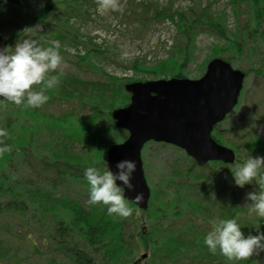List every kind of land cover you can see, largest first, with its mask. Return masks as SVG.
Returning <instances> with one entry per match:
<instances>
[{
  "label": "rangeland",
  "instance_id": "obj_1",
  "mask_svg": "<svg viewBox=\"0 0 264 264\" xmlns=\"http://www.w3.org/2000/svg\"><path fill=\"white\" fill-rule=\"evenodd\" d=\"M66 1L68 0H7L3 6L4 10L0 11V34L6 40V45L11 46L16 41L19 42L27 38L37 40L42 47L49 46L50 42L55 40L56 32L60 30L57 25H52L56 21L55 17L62 18L63 15L70 14L69 11H66ZM71 1L69 0L68 3ZM45 2L55 5L59 10H53L55 15L53 12L49 13L47 19L41 23L31 20L30 17L37 14ZM144 4L150 5L152 8L157 7V9L170 7L171 10L181 11L196 7L197 4L200 7L210 6L209 10L212 13L221 12L225 15L221 28L228 32L229 39H233L230 32L241 34L244 27L247 34L251 32L247 36L248 38L244 37V39L240 36L233 40L240 45L239 51L230 46L229 50L225 52L226 56H234L231 61L233 67L244 72L249 70V72L244 77L237 105L217 127L226 130L225 140L227 142L221 144L230 147L229 143L235 141L239 145L236 153L237 161L248 154L252 155L250 149L240 145L242 140L240 134L243 136L245 131L252 133V129L264 133V20H260L259 24L254 22L250 5L241 7L240 12L235 16L229 0H96L94 4L91 1L84 6V13L69 19V24L77 37L73 38L72 34L67 33V39L74 40V42H59L62 61L57 69L53 70V74L74 75L83 79L98 78L103 75L95 70V66H100L106 75L132 78L133 81L173 77L169 68H165L168 70L158 76L146 74L143 71L136 73L132 69L131 65L134 62L144 67H152L167 59L170 47L179 36L176 25L169 19L150 18L154 15V9H149L144 17L136 19L139 14L145 13L141 7ZM262 19H264V15H262ZM245 23L246 26H244ZM195 28L192 50L185 62L180 60L183 63V76L181 77L190 79L198 78L201 75L203 63L211 56L213 45L219 46L226 43L231 45L232 41L222 38L213 27L206 24L203 26L198 24ZM86 68H89V73L84 71ZM31 87L39 89L41 86L37 84ZM60 105L54 100L46 101L42 105L41 111L56 116L64 110L72 111L75 108L80 116L87 113L86 108L78 110L79 106L73 100L65 101L64 105H61L64 106L63 108ZM8 107L7 100H0V125L6 120V129L12 131L14 136H18L19 130L29 124L31 117L25 114V110H20L17 106L13 107L9 113ZM242 125H245L244 131L240 128ZM234 127L237 128L236 133L230 131ZM57 141L59 143V140ZM44 143L46 145L47 139ZM67 147L77 154H82L84 148L78 142L67 144ZM39 150H41L40 147ZM45 150L47 149L45 148ZM88 156L87 158L93 157L91 150L88 151ZM141 156L144 175L150 188V198L147 210H141L135 205H128L133 209L131 215L137 220L136 230L134 228L128 230L134 232L138 248L131 255L125 254L123 259L127 261L122 264H131L142 253L147 254L143 260L144 264H153L151 248L155 244L159 245L162 238L159 230L152 229L154 222H164L169 225L171 227L170 234H186L191 229L192 234L198 235L202 232L206 234L210 230L209 220L223 218L221 214L219 215L220 211L213 206L208 214L201 212L202 216L199 211L194 210L197 209L194 206L195 202L191 206L187 201H184L183 197L186 200L196 201L194 199H197V195L194 193L200 192L201 186L190 178L199 172L206 175V178L201 180L207 178L210 180V187H212L209 195L210 205L213 203L226 205L233 194L232 202L236 208L238 207L234 219L240 222L241 231L245 235L251 232L250 226L253 224L252 220L255 219L256 214L252 211L246 214L240 210L250 208V201L246 200L245 194L258 187L254 183L245 184L242 188L233 183L230 175L226 182H223V186L226 187L225 194L220 193L223 173L219 172V168H217L218 173H213L215 169L190 167L191 158L180 148L166 143L147 142L142 148ZM17 162L13 163L12 170L21 187L26 184V187L36 189V185H39L37 190L51 191L52 196L60 200L73 197L78 199L86 212L87 209L100 205L99 203L95 205L88 203V191L85 185L74 183L72 186H68L69 184L67 185L66 182L59 183L58 186H50L42 179L43 177H33L34 171H29L30 168ZM234 165L230 166V169L234 168ZM182 169L191 170L190 175H186L184 171L173 174V172ZM214 174L219 176L213 178ZM182 183H187L189 189L186 190L181 186ZM13 186L15 191L21 190L16 186V183ZM63 195L66 197H62ZM24 196L22 202L17 201L18 204L25 205L26 209L23 213L0 212V264H74L70 260L69 254H64L63 249L56 248L57 238L51 239L48 236V233L54 230L53 227L48 226L52 216L49 211H45V214L42 215V211L38 210L39 206L43 207L48 204H39V199L36 198L38 196H32L30 193L26 192ZM101 207L102 205L97 208L101 209ZM64 208L56 209L58 216H68L69 213ZM122 218L129 221L130 215ZM242 222H246V225ZM149 231H152L151 236L148 235L144 238L139 236L142 233H149ZM67 248L69 250L72 247L68 246ZM207 248L206 246V250ZM194 254V249L189 251L185 249L179 252V258L176 254L175 264H182L181 258H185L184 262L193 260L198 262L199 259L194 258ZM209 256L204 259V264L208 263L209 259L214 264H239V260L229 261L219 250L216 252L209 250ZM96 258L94 256L95 260H97ZM250 258L252 264H264V251L258 254L254 253Z\"/></svg>",
  "mask_w": 264,
  "mask_h": 264
},
{
  "label": "trees",
  "instance_id": "obj_2",
  "mask_svg": "<svg viewBox=\"0 0 264 264\" xmlns=\"http://www.w3.org/2000/svg\"><path fill=\"white\" fill-rule=\"evenodd\" d=\"M68 1H66V11H69L70 14L63 15L62 18L56 16V21L52 24L57 25L60 29L54 35L55 40L60 43L74 42V40H68L66 35L68 33L72 34L73 38L77 37V34L73 33L74 30L69 24V19L78 17L84 13L85 11L83 8L86 4H89L91 1L93 4L96 2V0H72L70 3H68ZM229 1L235 16L238 15L241 7L250 5L254 22L259 24L260 20H264L262 19V15H264V0ZM141 7L142 11L145 10V13L139 14V17H136V19L144 17L149 9H154V15L150 18L156 20L169 19L176 25L179 36L170 47L167 59L162 60L152 67H144L134 62L131 66L136 73L138 71H143L146 74L158 76L164 74L165 71L168 70L165 68H169V70L171 69V75L176 77L183 76V63L180 62V60L184 62L187 60L192 50V42L196 31L195 27L198 24L200 26L206 24L207 26L213 27L222 38H225L227 41L232 40L231 45H229V43L219 46L213 45V52L208 59L213 56H219L231 62L234 56H226L225 52L229 50L230 46L236 51H239L241 48L238 42L235 43L233 40H236L237 37L239 38L241 36L244 38L251 34V32L247 34L244 27L242 28L241 34L230 32L233 39H229L227 36L228 32L224 30V28H221L225 15L221 12L212 13L209 10L210 6L200 7L197 4L196 7L182 11L171 10L170 7L160 9H157V7L152 8L147 4L141 5ZM55 9L59 10L55 5L45 2L41 5L39 12L32 15L30 19L41 23L45 21L48 14H51ZM53 13L55 15V11ZM175 18L176 21H174ZM244 26H246V23ZM207 60L203 63L201 74ZM95 67V70L101 72L103 76L83 79L74 75L67 76L60 73H49V75L57 76L58 83L53 88L46 89V94L49 97L47 101L54 100L64 105L65 101L73 100L76 102L77 106H79L78 110L87 109L85 115L80 116L79 113H77L78 111L74 108L72 111L64 110L62 113L60 112L58 115L54 116L41 111L42 105L46 102L38 107H30V109L27 106L16 105L6 98H3V100L8 101L9 113H11L13 107L17 106L20 110H25V114L30 116L31 120L28 125L23 126V129L19 130L20 134L18 136H14L12 131L6 129V120L0 125V129H4L7 133L5 136L0 137V141L10 146L8 151L0 152V204L3 203L0 205V212L16 211L18 213H23L26 207L22 203L18 204L17 201L19 200L22 202V199L25 197L24 193L26 194L27 192L32 196H38L36 198L39 199V204L49 205H43V207L39 206L38 210L42 211V215L45 214V211H49L52 216L48 226L53 227L54 230L53 232L50 231L48 236L51 237V239L57 238L55 243L56 248L63 249L62 251H64V254H69L70 260L74 264H122L127 261L123 259L124 255H131L133 251L138 248L134 232H129L128 230L129 228H134L136 230V218L130 215L129 221H125L124 218L121 219V217L118 215L116 216V214H108L106 206L102 204L98 205H102L101 209L97 208L98 206H94L91 207V209H87L86 212L78 199H74L73 197L60 200L59 198H54L51 191L37 190L39 185H36V189L26 187V184L21 187L12 170L13 163L18 161L17 163H22L30 168L29 171H34L33 177H43L42 179L46 183L48 182L47 184L50 186H58L59 183L66 182L67 185L69 184L68 186L79 183L85 185L88 191V182L83 176L84 169L90 165L100 167L101 161L105 159L108 146L111 143L120 141L127 134L126 131L115 127L114 120L111 118V111L129 102L130 96L124 89V84L125 82L133 81L132 78L106 75V72H104L100 66ZM84 71L90 72L89 68H86ZM248 72L249 70H245V75H247ZM61 107L63 108L64 106ZM240 128L244 131L245 125H242ZM230 131L236 133L237 128H231ZM225 132V129H220L216 126L212 131V135L217 141L225 144V142H227L225 140ZM46 139L47 143L45 145L44 141ZM240 139H242L240 145L250 149L252 156L257 154L264 156V133L252 129V133L245 131L243 136L240 134ZM57 140H59V143ZM76 142L83 145L82 154H77L67 147V144ZM229 144L237 153L239 146L237 142L231 141ZM39 147L41 150H39ZM44 147L47 150H45ZM89 150L93 152L92 158H87L89 157ZM191 160L192 164L190 167L210 168L209 170L215 169L213 173H218L217 168H219V172L223 173L222 191H220V193L225 194L226 187L223 186V182L225 183L231 175L230 166L236 163L237 158L233 163L213 160L203 166H198L192 158ZM180 171H184L186 175H190L191 173V170L182 169L173 172V174ZM218 176V174H214L213 178H217ZM204 178H206V175L203 172L194 174L193 177L190 178L193 182L195 181L200 184L201 190L198 193H194L197 195V199H194L196 201L186 200V198L183 197L184 201H187L191 206H193L195 202L194 206L197 209L194 210L200 213L204 212L208 214L213 206L220 211L219 215L221 214L223 218H234L238 210V207L236 208L235 204L232 202L234 195L232 194V197H230L226 205L216 203L210 205L209 195L212 187H210L209 178L201 180ZM23 182L25 183V181ZM15 183L16 186L21 189L20 191H15L13 186ZM181 186L186 190L189 189L187 183H182ZM62 197L66 196L63 195ZM127 203L133 206L132 203L128 201ZM60 207H66L64 210L68 211V216H58V211L56 209ZM240 211L248 214L250 208L241 209ZM236 221L240 224L238 220ZM252 223L253 224L250 226L252 234L256 233V228L254 226H256L257 223L259 225V230L264 231V222H260L259 217L256 216L255 219L252 220ZM242 224L246 225V222H242ZM152 229L159 230L162 236L159 245L155 244L151 248V261L153 264H175L176 256L185 249L187 251L194 249V258L199 259V263L194 260L191 262H184L185 258H181V260H183L182 264H204V259L210 257L209 249L207 248L206 250V245L203 243L204 232L195 235L191 233L192 230L190 229L186 234H170L169 231L171 227L164 222H154ZM151 234L152 231H149V233H142L139 236L144 238L148 235L151 236ZM68 246L72 248L68 250ZM94 256L97 257V260L94 259ZM251 260L252 259L248 257V259L239 260V264H252ZM205 264L214 263L209 259L208 263Z\"/></svg>",
  "mask_w": 264,
  "mask_h": 264
},
{
  "label": "water",
  "instance_id": "obj_3",
  "mask_svg": "<svg viewBox=\"0 0 264 264\" xmlns=\"http://www.w3.org/2000/svg\"><path fill=\"white\" fill-rule=\"evenodd\" d=\"M5 45L0 34V48ZM244 77L245 72L227 60L213 57L206 63L203 74L195 79L173 76L124 84L129 102L114 108L111 118L116 128L127 131V137L111 144L105 159L113 171L115 161L121 158L136 161L131 177L134 187L124 189L127 201L143 210L148 207L150 188L143 171L141 149L149 140L183 149L199 166L211 160L224 163L235 160L234 150L219 143L211 133L237 104ZM137 192L142 193L139 202L132 200ZM146 255L143 253L139 260Z\"/></svg>",
  "mask_w": 264,
  "mask_h": 264
},
{
  "label": "clouds",
  "instance_id": "obj_4",
  "mask_svg": "<svg viewBox=\"0 0 264 264\" xmlns=\"http://www.w3.org/2000/svg\"><path fill=\"white\" fill-rule=\"evenodd\" d=\"M7 0H0V11L4 10ZM60 43L53 40L49 46L42 47L35 39H22L13 45L0 48V97L6 98L16 105L38 107L49 97L46 89L53 88L58 83L56 75H49L61 63L59 53ZM41 85L33 89L32 85ZM7 133L0 129V137ZM9 145L0 141V152L8 151ZM136 169V161L121 158L115 161V171L109 167L106 159L101 166H87L83 176L88 182V203L106 206L108 214L128 217L133 209L128 206L124 195L125 187L132 190L134 185L131 177ZM233 183L243 187L245 184H255V190L247 192L246 200L250 201V211L255 212L264 222V156L259 154L238 160L230 169ZM117 181L121 183L118 184ZM142 199V193L137 192L132 198L135 202ZM210 230L204 235L203 243L212 252L217 250L229 261L248 259L254 253L264 251V231L245 235L241 224L234 218H217L209 220Z\"/></svg>",
  "mask_w": 264,
  "mask_h": 264
},
{
  "label": "flooded vegetation",
  "instance_id": "obj_5",
  "mask_svg": "<svg viewBox=\"0 0 264 264\" xmlns=\"http://www.w3.org/2000/svg\"><path fill=\"white\" fill-rule=\"evenodd\" d=\"M150 142L157 143V142H154V141H150ZM162 143H164V142H162ZM139 258L134 260L131 264H144L143 260H145V257L143 259H141V260H139Z\"/></svg>",
  "mask_w": 264,
  "mask_h": 264
}]
</instances>
